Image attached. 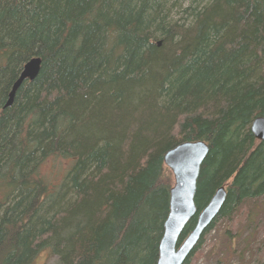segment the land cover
Wrapping results in <instances>:
<instances>
[{"label": "trees", "instance_id": "obj_1", "mask_svg": "<svg viewBox=\"0 0 264 264\" xmlns=\"http://www.w3.org/2000/svg\"><path fill=\"white\" fill-rule=\"evenodd\" d=\"M186 1L0 0V264L43 251L56 264H157L174 186L164 158L184 142L209 153L178 245L228 192L185 264L219 218L264 197L251 132L264 116V0ZM33 58L38 76L6 106ZM57 161L59 183L43 172Z\"/></svg>", "mask_w": 264, "mask_h": 264}, {"label": "water", "instance_id": "obj_2", "mask_svg": "<svg viewBox=\"0 0 264 264\" xmlns=\"http://www.w3.org/2000/svg\"><path fill=\"white\" fill-rule=\"evenodd\" d=\"M40 66V58H33L25 64L13 85L6 106L13 103L15 94L24 81H33L38 76ZM251 131L257 140L264 141V116L253 120ZM208 153L209 145L200 140L179 144L165 155V164L174 176V186L171 189L170 211L164 224L157 264H185L203 233L218 217L226 202L228 192L223 185L216 189L207 205L198 214L193 230L182 244L178 245L184 229L198 213L197 182Z\"/></svg>", "mask_w": 264, "mask_h": 264}, {"label": "rangeland", "instance_id": "obj_3", "mask_svg": "<svg viewBox=\"0 0 264 264\" xmlns=\"http://www.w3.org/2000/svg\"><path fill=\"white\" fill-rule=\"evenodd\" d=\"M191 1L187 0L185 5ZM65 167L63 161L49 162L43 166V172L59 183L65 175ZM239 210L230 220H217L216 228L206 233L203 249L192 257L191 264H261L264 260V197L246 201ZM251 228L256 231L251 233ZM56 263L57 259L48 251L41 252L35 262Z\"/></svg>", "mask_w": 264, "mask_h": 264}, {"label": "bare ground", "instance_id": "obj_4", "mask_svg": "<svg viewBox=\"0 0 264 264\" xmlns=\"http://www.w3.org/2000/svg\"><path fill=\"white\" fill-rule=\"evenodd\" d=\"M12 88H13V86H12ZM11 93V92H10ZM7 105V104H6ZM252 132V131H251ZM255 137V136H254Z\"/></svg>", "mask_w": 264, "mask_h": 264}]
</instances>
